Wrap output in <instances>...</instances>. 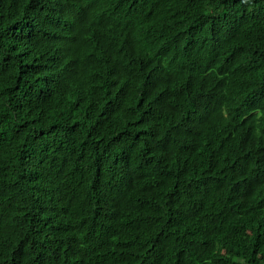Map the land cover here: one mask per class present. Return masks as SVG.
<instances>
[{"label": "trees", "instance_id": "16d2710c", "mask_svg": "<svg viewBox=\"0 0 264 264\" xmlns=\"http://www.w3.org/2000/svg\"><path fill=\"white\" fill-rule=\"evenodd\" d=\"M0 264H264V0H0Z\"/></svg>", "mask_w": 264, "mask_h": 264}, {"label": "clouds", "instance_id": "9594fccd", "mask_svg": "<svg viewBox=\"0 0 264 264\" xmlns=\"http://www.w3.org/2000/svg\"><path fill=\"white\" fill-rule=\"evenodd\" d=\"M170 250L171 249H169V247H168V245L166 246V248H165V252L167 251V252H170ZM168 255H170V254H168Z\"/></svg>", "mask_w": 264, "mask_h": 264}]
</instances>
